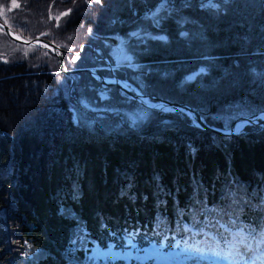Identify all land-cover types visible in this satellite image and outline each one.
<instances>
[{
    "label": "trees",
    "instance_id": "1",
    "mask_svg": "<svg viewBox=\"0 0 264 264\" xmlns=\"http://www.w3.org/2000/svg\"><path fill=\"white\" fill-rule=\"evenodd\" d=\"M157 1L23 0L21 11L31 21L60 17L53 27L59 36L112 42ZM182 1L171 0L175 9L150 25L156 33L139 38L135 55L149 65L154 87L210 112L254 88L264 106L254 73L264 71V0L219 7ZM5 65L0 264L85 263L83 249L104 244L110 231L139 226L152 233L161 224L175 227L182 216L195 223L203 211L208 219L232 214L264 224V125L224 135L192 125L179 111L154 110L139 127L92 130L74 121L71 98L53 93V74L22 62ZM194 69L202 73L185 80ZM208 115V123L221 126Z\"/></svg>",
    "mask_w": 264,
    "mask_h": 264
},
{
    "label": "rangeland",
    "instance_id": "2",
    "mask_svg": "<svg viewBox=\"0 0 264 264\" xmlns=\"http://www.w3.org/2000/svg\"><path fill=\"white\" fill-rule=\"evenodd\" d=\"M171 0H159L157 3L147 11L143 12L138 17L137 23L128 29L126 32H115L112 42L109 39L100 41L93 37L89 42L80 40L74 33H68L65 36H59L53 30L55 21H60V17L55 20L52 17L41 16L39 19L31 21V19L21 11V3L23 0H0V19L5 21L15 31L26 38H31L39 35H47L62 48V55H65L64 65L66 68L74 69L78 67H95L96 71L105 75H110V69L107 67L104 58H107L111 64L116 62L120 64V77L127 78L135 86L139 87L146 94H156V96L165 97L162 86L161 90L154 87V81L150 74V67L147 63L140 61L136 57V52L140 51L142 47L139 43V38L144 34L154 35L150 25L153 23H160V19L167 15L172 8ZM193 0L182 1L186 4ZM226 0H199L201 5H210L212 7H219L225 4ZM177 9V8H176ZM52 13H56L58 9H51ZM50 13V12H49ZM187 17H180L181 21H185ZM35 27L38 29L37 34L32 35L27 27ZM27 28V30H26ZM74 34V36H73ZM77 35V34H76ZM79 36H82L79 34ZM101 43V44H100ZM90 46H89V45ZM81 45V46H80ZM87 45V46H85ZM116 45L120 51L116 49ZM67 52V53H66ZM105 52L109 55L105 56ZM111 58V61H110ZM22 62L28 67L37 68L38 71H44L53 74L55 84L52 87L54 94H62L68 98L70 106V114H72L74 121L87 127L88 129H101L103 131L115 132L127 127H139L145 120H147L154 110L147 107L137 100L131 98L126 91L119 90L112 84L104 85L95 80L91 74L83 73L86 70H79L70 72V75L61 73L58 67L56 56L49 50L36 45L15 41L7 36L5 31L0 27V65L6 66L7 63ZM203 68V67H201ZM109 69V71H104ZM144 70V71H143ZM257 81L263 84L264 87V71L262 69L255 70ZM200 69H194L191 74L185 78L189 80L194 78L197 74H201ZM90 76V77H89ZM47 88V85H44ZM167 90L171 89L169 84H165ZM94 92H91V91ZM264 90V89H263ZM172 91V90H171ZM252 94L247 97L237 98L231 102L224 103L214 111L200 110L204 121V115H208L213 120H218L221 127H228L240 115L253 113L264 106L259 105L256 97H259V92L251 88ZM264 95V93H263ZM170 99V98H168ZM173 100V99H171ZM185 114L184 112H181ZM190 120V119H189ZM213 125V124H210ZM248 125H264L263 123L246 124ZM218 126V125H216ZM220 126V125H219ZM216 133V132H215Z\"/></svg>",
    "mask_w": 264,
    "mask_h": 264
},
{
    "label": "water",
    "instance_id": "3",
    "mask_svg": "<svg viewBox=\"0 0 264 264\" xmlns=\"http://www.w3.org/2000/svg\"><path fill=\"white\" fill-rule=\"evenodd\" d=\"M0 27L5 31L8 37H10L15 41L27 43L30 45L41 46L52 52L57 58L58 67L61 73L70 75V72L86 70L99 83L104 85L112 84L115 87H117L119 90L126 91L131 98L137 100L138 102H140L141 104L147 107L153 109H160L164 111L184 112L189 117L190 123L201 129H205L208 131H212L224 135H232L242 132L246 124H251V123L264 124V108L259 109L253 113L240 115L235 120H233L230 126L228 127H221V126L207 124L204 121L201 111L187 102L171 100L168 98L158 97L155 94L149 95L144 93L139 87L135 86L127 78L120 77L119 75H117L114 72V68L116 66L114 64H111L107 58L104 59L106 61L107 67L111 70L110 75L99 73L96 71L95 67H90V66L69 69L66 68L64 65L62 48L59 46L58 43H56L52 39L43 36H34L31 38H26L17 31H15L2 19H0Z\"/></svg>",
    "mask_w": 264,
    "mask_h": 264
},
{
    "label": "flooded vegetation",
    "instance_id": "4",
    "mask_svg": "<svg viewBox=\"0 0 264 264\" xmlns=\"http://www.w3.org/2000/svg\"><path fill=\"white\" fill-rule=\"evenodd\" d=\"M120 64H121V63H119V62H116V63H115V66H116V67L114 68V72H115V73H116V69H118V68L120 69ZM110 72H111V70H110Z\"/></svg>",
    "mask_w": 264,
    "mask_h": 264
},
{
    "label": "snow or ice",
    "instance_id": "5",
    "mask_svg": "<svg viewBox=\"0 0 264 264\" xmlns=\"http://www.w3.org/2000/svg\"><path fill=\"white\" fill-rule=\"evenodd\" d=\"M96 2H97V3H99V2H100V0H96Z\"/></svg>",
    "mask_w": 264,
    "mask_h": 264
}]
</instances>
